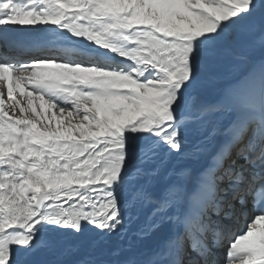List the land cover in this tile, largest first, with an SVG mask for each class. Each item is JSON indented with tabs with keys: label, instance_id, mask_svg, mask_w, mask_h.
<instances>
[{
	"label": "snow or ice",
	"instance_id": "1",
	"mask_svg": "<svg viewBox=\"0 0 264 264\" xmlns=\"http://www.w3.org/2000/svg\"><path fill=\"white\" fill-rule=\"evenodd\" d=\"M49 27L0 58V264H264V0H0L5 53Z\"/></svg>",
	"mask_w": 264,
	"mask_h": 264
},
{
	"label": "bare ground",
	"instance_id": "2",
	"mask_svg": "<svg viewBox=\"0 0 264 264\" xmlns=\"http://www.w3.org/2000/svg\"><path fill=\"white\" fill-rule=\"evenodd\" d=\"M31 30L30 29H17L16 33L17 35L21 36L24 39V47L21 49V52L19 53H13V52H7L5 53L3 51V49H0V58H3L5 55H17L18 58L22 61V62H27L32 56H36V55H40L41 53L37 50L39 48H55V47H61V39H60V34L57 33L55 31L54 28L49 27L47 29V35L50 37L49 40L47 41H38V42H32L30 39H28L29 34H30ZM59 35V36H58ZM241 71H233L235 70V68L226 73L221 82L218 83L217 85L214 86V88L212 89V95H215L217 93H219V91L224 88V87H228V86H232L235 85L237 83H241L243 82V80L245 79L249 68L247 66L240 67ZM7 103H11L10 101H6ZM39 103V102H37ZM184 164L188 165L190 168H192L193 170L198 168V162L195 160H187V161H183ZM130 238H132L130 236Z\"/></svg>",
	"mask_w": 264,
	"mask_h": 264
},
{
	"label": "rangeland",
	"instance_id": "3",
	"mask_svg": "<svg viewBox=\"0 0 264 264\" xmlns=\"http://www.w3.org/2000/svg\"><path fill=\"white\" fill-rule=\"evenodd\" d=\"M59 34H60V39L62 40V34H61V33H59ZM58 36H59V35H58ZM241 66H242V68H243V67H245L246 65H240V66L236 67L235 70H233V71H236V72L241 71V68H240ZM237 70H238V71H237Z\"/></svg>",
	"mask_w": 264,
	"mask_h": 264
}]
</instances>
